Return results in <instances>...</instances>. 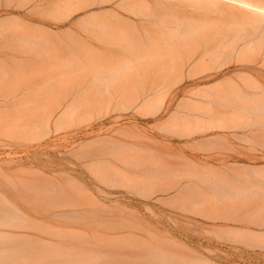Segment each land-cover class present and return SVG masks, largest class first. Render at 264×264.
<instances>
[{
  "label": "rangeland",
  "instance_id": "obj_1",
  "mask_svg": "<svg viewBox=\"0 0 264 264\" xmlns=\"http://www.w3.org/2000/svg\"><path fill=\"white\" fill-rule=\"evenodd\" d=\"M214 3L0 0L1 219L38 199L139 225L76 229L17 264H264V33Z\"/></svg>",
  "mask_w": 264,
  "mask_h": 264
},
{
  "label": "bare ground",
  "instance_id": "obj_2",
  "mask_svg": "<svg viewBox=\"0 0 264 264\" xmlns=\"http://www.w3.org/2000/svg\"><path fill=\"white\" fill-rule=\"evenodd\" d=\"M68 1V0H67ZM207 2H210L211 4H215L214 2H218V0H206ZM226 1H230L232 3H235L237 5L240 6V8H242L243 10H249L251 13H253L256 17H248L245 19V21L248 23L249 26L253 27V29L255 30H259L261 31V33H264V1L263 0H256L255 2L252 0H226ZM65 2V1H64ZM97 2V1H96ZM103 3V2H102ZM125 9V8H124ZM147 10V9H146ZM132 12V11H129ZM134 12V11H133ZM132 12V13H133ZM142 12V11H141ZM137 13V12H136ZM134 14V13H133ZM141 14V13H140ZM146 14V13H145ZM154 20V19H153ZM177 21H179L177 19ZM182 22V21H180ZM1 23V22H0ZM159 23V22H158ZM157 24V23H156ZM162 24V23H161ZM192 24V23H191ZM190 24V25H191ZM98 25V24H97ZM173 25V24H172ZM179 25V24H178ZM163 26V25H162ZM166 26V25H165ZM183 26V24L181 25ZM101 27H103L101 25ZM167 27V26H166ZM208 27V26H207ZM107 28V26H106ZM164 28V26H163ZM261 29V30H260ZM97 30V29H96ZM100 30V29H99ZM103 31V30H101ZM105 31V29H104ZM167 31V30H166ZM245 31V30H244ZM247 32V31H246ZM245 32V33H246ZM106 35V34H105ZM108 35V34H107ZM106 35V36H107ZM146 35V34H145ZM148 35V34H147ZM164 35V34H163ZM264 36V34H262ZM237 37V36H236ZM253 37V36H252ZM108 38V37H107ZM99 39V38H98ZM243 39V38H242ZM24 40V39H23ZM106 41V40H105ZM251 40H249L248 42H250ZM260 41V40H259ZM183 43V42H182ZM181 43V44H182ZM227 43V42H226ZM229 43V42H228ZM180 44V45H181ZM230 44V43H229ZM258 44V43H257ZM105 45V44H104ZM178 46V45H177ZM183 46V45H182ZM243 46H249V45H243ZM180 47V46H179ZM263 47V46H262ZM224 48V47H223ZM264 48V47H263ZM222 49V48H221ZM244 49V48H242ZM262 49V48H261ZM260 49V50H261ZM240 51V50H239ZM238 51V52H239ZM242 52V51H241ZM240 52V53H241ZM262 53V51H261ZM204 57V56H203ZM219 60V59H218ZM99 62V61H97ZM138 63V62H137ZM122 66V65H120ZM120 66L118 67L120 69ZM174 67V66H173ZM223 67V66H222ZM124 68V66H123ZM219 69H221L219 67ZM101 70V69H100ZM173 70V69H171ZM111 71V70H110ZM118 71V69L116 70ZM115 71V72H116ZM99 72V71H98ZM103 72V71H101ZM109 72V71H108ZM209 72V71H208ZM111 72H109L110 74ZM114 72H112L110 75H114ZM119 74H121V72H118ZM122 73H124V71H122ZM102 74V73H101ZM99 74V76L101 75ZM105 73H103L104 75ZM108 74V75H109ZM98 75V74H97ZM107 75V74H106ZM107 75V76H108ZM118 75V74H117ZM122 75V74H121ZM126 75V73L124 74ZM143 75V73H142ZM242 75V74H241ZM98 76V77H99ZM107 76H104L107 77ZM123 76V75H122ZM243 76V75H242ZM248 76V75H247ZM103 77V76H101ZM119 77V75L117 76V78ZM121 77V76H120ZM119 77V78H120ZM240 77V76H238ZM244 77V76H243ZM251 77V76H250ZM100 78V77H99ZM101 79V78H100ZM110 81L113 82L115 81V78L111 79V76L109 77ZM242 79V78H241ZM95 80H97V78H95ZM99 80V79H98ZM109 81V82H110ZM231 81V80H230ZM254 81V80H253ZM96 82V81H95ZM107 82V84L109 83ZM244 82V81H243ZM224 83V82H223ZM233 83V82H232ZM232 83H230L232 85ZM237 84V83H236ZM245 84V83H244ZM245 86V85H244ZM250 86V85H249ZM227 87V86H226ZM238 87V85H237ZM246 87V86H245ZM208 88V87H207ZM215 88V87H214ZM232 88V86H231ZM253 88V87H252ZM249 87V89H252ZM200 89V88H199ZM235 88H233L234 90ZM247 89V87H246ZM198 90V89H197ZM232 90V89H231ZM254 90V89H252ZM209 91V90H208ZM214 91V90H213ZM217 91V89H216ZM240 91V90H239ZM198 92V91H197ZM212 92V91H211ZM218 92V91H217ZM220 92V91H219ZM233 92V91H232ZM201 93V92H199ZM203 93V92H202ZM234 93V92H233ZM241 93V92H240ZM194 94V93H193ZM242 94V93H241ZM199 95V94H198ZM212 95V94H211ZM220 95V93H219ZM235 95H238L235 93ZM243 96V94H242ZM260 96H263V94H261ZM203 97V95H202ZM239 97V95H238ZM254 97V96H253ZM230 97L228 96V99ZM255 98V97H254ZM260 98V97H259ZM203 99V98H202ZM205 99V98H204ZM215 99V97H214ZM213 99V100H214ZM231 99V98H230ZM240 99V97H239ZM249 99V98H248ZM206 100V99H205ZM209 100V99H208ZM220 100V99H219ZM263 100H264V96H263ZM146 101V100H144ZM222 101V99H221ZM229 101V100H228ZM247 101V100H246ZM191 102V101H190ZM219 102V101H218ZM261 102V101H260ZM227 103V102H226ZM256 103V101H255ZM259 103V102H258ZM234 105V102L232 101L231 105ZM245 104V102L243 103ZM257 104V103H256ZM254 104V106L256 105ZM263 104V103H262ZM211 105V103H210ZM236 105V104H235ZM264 105V104H263ZM133 106V105H132ZM212 106V105H211ZM229 106V105H228ZM253 106V108H254ZM258 106V105H257ZM237 108L241 109L239 106H236ZM262 107V105H261ZM130 108V107H129ZM187 108V107H186ZM252 108V106H251ZM258 108V107H257ZM264 108V106H263ZM260 109V108H259ZM259 109H254L255 113L258 112L257 110ZM192 110V109H191ZM236 110V109H235ZM254 110H252V112H254ZM240 111V110H239ZM249 111V110H248ZM242 112V110H241ZM260 112H264L259 111ZM243 113V112H242ZM254 116V114H252ZM187 116V115H186ZM204 116V115H203ZM251 117V116H249ZM258 117V116H257ZM256 117V118H257ZM175 118V117H174ZM196 118V117H195ZM220 118V117H219ZM260 118V117H259ZM257 118V120L259 119ZM264 120V119H263ZM259 122V121H258ZM261 122V121H260ZM192 123V121H191ZM189 123V124H191ZM187 125V124H186ZM185 125V126H186ZM258 125V124H257ZM182 127V126H181ZM164 130V129H163ZM165 131V130H164ZM168 131V130H167ZM190 137V135H189ZM188 137V138H189ZM242 139V138H241ZM101 140V139H100ZM90 144V142H89ZM103 144V143H102ZM110 144V143H109ZM101 147V144H99ZM92 146V145H91ZM122 147V146H121ZM119 148V151H122V148ZM96 148V147H94ZM98 148V147H97ZM212 148V147H211ZM92 149V147H91ZM124 149V148H123ZM87 150V149H86ZM100 150V148H99ZM118 150V148H117ZM146 150V149H145ZM111 151V150H110ZM114 151V150H112ZM94 152V150H93ZM118 152V151H117ZM86 153V152H85ZM115 153V152H114ZM124 153V152H123ZM126 153V152H125ZM97 154V153H96ZM113 154V153H112ZM111 154V155H112ZM121 152L119 153L120 156ZM94 156V155H93ZM115 156H117V153L115 154ZM114 156V158H115ZM87 157V156H86ZM106 157V156H105ZM108 157L109 154H108ZM118 157V156H117ZM122 157V156H121ZM91 158V157H90ZM120 158V157H119ZM116 159V158H115ZM121 159V158H120ZM124 159V158H123ZM123 159L121 161H123ZM117 160V159H116ZM131 161V160H130ZM91 163V162H90ZM95 163V162H94ZM93 163V164H94ZM99 163V162H98ZM124 163V162H123ZM96 164V163H95ZM92 165V164H90ZM105 165V164H104ZM129 165V163H128ZM156 165V164H155ZM94 167L96 165H93ZM99 166V164H98ZM103 166V165H102ZM105 167V166H104ZM100 168V167H99ZM260 171V170H259ZM209 172V171H208ZM93 173V172H92ZM97 173V172H96ZM151 173V172H150ZM98 174V173H97ZM100 174V172H99ZM98 176L99 178H101V180L103 179L102 177L104 176ZM108 174V173H107ZM155 175V174H154ZM212 175V174H211ZM95 176V178H96ZM205 176V175H204ZM155 177V176H154ZM211 177V176H209ZM98 178V179H99ZM107 179H110L107 177ZM106 176L103 179V181L105 182ZM208 179V178H207ZM97 180V178H96ZM100 180V179H99ZM114 181V179H113ZM102 182V181H101ZM112 182V181H111ZM111 182H107V185L109 183L112 184ZM117 182V180L115 181ZM210 183V182H209ZM106 184V183H105ZM116 184V183H115ZM120 184V183H119ZM30 185V184H29ZM112 187L114 185H111ZM214 186V185H213ZM116 187V186H114ZM36 188V187H35ZM56 188V187H55ZM217 188V187H216ZM56 190V189H55ZM139 192V191H138ZM137 192V194H138ZM227 192V191H226ZM225 192V193H226ZM231 192V191H230ZM235 192V191H234ZM240 193V192H239ZM232 194V193H231ZM235 195L236 192L234 193ZM143 195V194H141ZM233 195V194H232ZM146 197V194L144 195ZM143 196V197H144ZM150 197V196H149ZM148 197V198H149ZM154 197V196H153ZM233 197V196H232ZM147 198V197H146ZM151 198V197H150ZM38 199H34L33 201H26V199H22L20 202L18 200H15L13 202H10V210L12 215L5 217L3 219H1L0 216V239L1 238H7V239H13V238H17L16 240H18V242L16 243V249L14 252V256L15 258L13 259V261L11 262L12 264H17V263H22L25 261H35V260H40V259H46L48 258V256L46 255V253L48 252V250H52L55 251V247H51L49 245H47L45 242V240H47V238H49V241L55 242V240H64L66 238L68 239H76L78 238L76 229H84V230H88L90 229V226L96 225L99 227V230L97 231V236L102 239L103 241L108 240V239H112V238H108L106 237L105 234H103L104 231L113 229V228H128L130 225L134 224L133 221L128 217V213L125 212V210L123 209H119V208H114V207H106V206H102L101 208L96 209L95 211L89 212L86 211L84 212H79V211H71V212H61V213H54V217L56 219L55 223L49 224L48 221V216H49V210H47L49 206V204L44 203V202H38ZM160 201V200H159ZM51 209V207H50ZM100 211V212H99ZM98 213L101 214V217H105L107 218L106 221H102V222H98ZM248 223V222H247ZM135 225V224H134ZM136 226V225H135ZM136 227H139L136 226ZM249 231V230H248ZM24 236H28L30 237V239H26ZM15 240V239H14ZM4 241V240H3ZM129 243H138L136 238L134 237H130L127 240ZM6 242V241H5ZM13 242V241H12ZM1 243V242H0ZM49 247V248H48ZM11 248V247H10ZM6 249V248H5ZM5 249H3V252ZM9 249V248H8ZM20 249V254L18 253V250ZM2 250V249H1ZM7 250V249H6ZM2 252V251H0ZM1 253L0 255L2 256V254L5 253ZM8 253V252H7ZM11 254V255H12ZM0 256V257H1ZM4 256V255H3ZM54 257V255H53ZM1 260H3V258H1ZM0 260V261H1ZM160 260H165L164 258H160ZM4 261V260H3ZM6 261V260H5ZM75 260H73L74 262ZM71 262V260H70ZM0 264H2L0 262ZM173 264H186L183 262H174Z\"/></svg>",
  "mask_w": 264,
  "mask_h": 264
},
{
  "label": "crops",
  "instance_id": "obj_3",
  "mask_svg": "<svg viewBox=\"0 0 264 264\" xmlns=\"http://www.w3.org/2000/svg\"><path fill=\"white\" fill-rule=\"evenodd\" d=\"M54 213H61V212H59V211H56V210H54V209H50L49 208V218H48V221H49V224H52V223H55L56 222V219H55V217H54ZM63 240V239H62ZM62 240H55L57 243V245H59L60 243H59V241H62ZM44 243H46L47 245H49V238H47V240H45V242ZM49 248V247H48ZM57 248H58V246H57ZM57 249H55V251H50V250H48V252L46 253L47 254V256H48V258L49 259H52V258H55V257H57L58 256V253H57V251H56ZM53 255H54V257H53ZM62 256V255H61Z\"/></svg>",
  "mask_w": 264,
  "mask_h": 264
}]
</instances>
